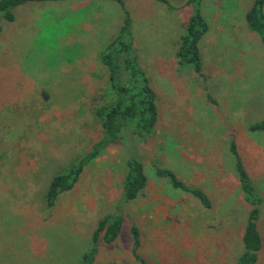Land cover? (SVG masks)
Listing matches in <instances>:
<instances>
[{"label": "rangeland", "instance_id": "374dc122", "mask_svg": "<svg viewBox=\"0 0 264 264\" xmlns=\"http://www.w3.org/2000/svg\"><path fill=\"white\" fill-rule=\"evenodd\" d=\"M124 2L141 64L157 94L155 135L149 142L128 140L111 148L87 165L76 185L51 208L45 200L51 177L76 163L101 134V121L93 112L103 103L107 74L100 52L113 32L108 28L116 21L115 33L123 13L117 3L36 1L20 6L13 22L1 19L0 264H76L90 247L100 215L130 204L111 194L120 187L123 163L132 152L146 163L149 176L155 178L158 166L168 168L179 171L192 187L199 182L191 180L227 169L223 189L232 185V192L220 197L206 216L221 213L224 218L227 213L228 229L242 226L249 204L238 184L231 140L262 198L258 225L263 246L255 264H264V129L249 128L264 120V43L245 20L253 0L198 4L212 24L200 41L203 77L182 69L176 56L192 4L170 0V9L160 0ZM97 12L105 15L93 17ZM89 56L95 59L77 62ZM209 184L204 180L201 185ZM169 186L181 192L171 182ZM206 195L214 203L220 196ZM179 223L176 229L183 228V221ZM128 232L125 224L123 242ZM230 240L238 241L239 252L242 238L231 234ZM178 253L172 264H204L201 258L182 260L180 248ZM152 255L155 263L162 259L160 251ZM103 257L97 264L108 263Z\"/></svg>", "mask_w": 264, "mask_h": 264}, {"label": "trees", "instance_id": "16d2710c", "mask_svg": "<svg viewBox=\"0 0 264 264\" xmlns=\"http://www.w3.org/2000/svg\"><path fill=\"white\" fill-rule=\"evenodd\" d=\"M36 1L59 0H0V32L4 22L1 19L13 22L20 15V6ZM112 1L119 5L124 17L120 27L100 53V60L107 74L103 88L105 89L103 103L96 104L93 112L101 121V134L76 163L64 172L51 177L45 192L46 204L50 208L55 205L61 193L71 190L76 185L87 165L108 153L111 148H118L128 140L140 144L149 142L157 129V94L138 55L132 32L130 10L124 0ZM160 1L166 3L170 9H174L170 0ZM200 2L201 0H187V4H192L194 11L186 20L184 33L181 34L177 45L176 56L182 69L203 77L205 73L200 41L207 33L209 34L212 24L200 12L198 7ZM52 8L55 11L54 14L58 16L60 13L58 7ZM41 20L43 21L44 18ZM245 20L249 28L259 35L264 43V0H253L245 12ZM249 128L264 129V120L250 124ZM229 147L235 159L236 172L244 200L249 204L248 217L242 235L243 249L236 264H255L263 246V238L258 225L262 198L243 164L235 140H231ZM1 161L2 153L0 152V164ZM156 171L158 175L168 178L174 187L190 192L205 206H211L210 198L201 188L189 186L174 170L158 166ZM121 173L118 193L125 201L134 200L147 185V173L141 156L136 152L130 153L123 163ZM123 223L124 215L122 209L119 208L100 216L93 223L90 247L82 254L77 264H92L100 244L114 241L119 236ZM131 231L134 239L133 253L142 264H148L138 254L140 230L133 225Z\"/></svg>", "mask_w": 264, "mask_h": 264}, {"label": "crops", "instance_id": "0c3cea01", "mask_svg": "<svg viewBox=\"0 0 264 264\" xmlns=\"http://www.w3.org/2000/svg\"><path fill=\"white\" fill-rule=\"evenodd\" d=\"M68 1H75L77 5H80L81 2H85V5L94 2L96 4L101 3L102 5H114L112 0ZM113 9H116V6ZM102 15L105 14L97 12L96 16L94 15L93 17L98 18ZM122 20L120 25L122 24ZM115 22L111 28H108V33L110 30H113L111 34L109 33L110 38L114 35ZM70 40H72V37H70ZM91 57L92 60L95 59L93 56L82 57L81 59H77V62L91 60ZM144 164L146 170V163L144 162ZM203 173L205 174V172ZM154 175L155 178L147 174V185L143 192L137 198L130 201V204L126 202L127 207L122 209L124 215L123 226L126 224L129 228L128 233H130L127 235V240L122 241V234L120 232L119 236L111 243L102 242L95 255L93 264H97L98 261L104 258L103 256H107L108 263L106 264H142L133 253L134 239L131 231L133 225H136L140 230L138 254L148 264H172L176 256L179 255V248L182 250V260L189 263L201 258L204 260V264H236L243 249V242L239 240L241 243L240 251L237 252L238 241L230 240V237L231 234H234L235 237L238 235L239 239L242 238L247 218L242 226L237 227L235 225L228 229L225 223L228 222L227 213L224 214V218H221V213H218V218L216 213H213L210 217L206 216V212H211V209L220 203V197L226 199L230 196L228 193L232 192L230 190L232 185H226V189H223V182L227 183V169L224 168V172L221 173H210L208 177L202 175L200 178L197 177L199 178L198 180L194 179L190 181L192 184L199 182L195 183L194 187L201 188L206 194L215 193V196L216 194H220L215 203L211 199L212 196H208L212 203L210 207L205 206L199 198L190 192L182 189L181 192H173L169 186L170 182L168 178L158 175L156 170ZM178 176L182 177L179 171ZM204 180L210 182L209 186L201 185ZM238 184L240 186L239 179ZM118 192L119 187L111 195L120 197ZM131 202L134 203L131 204ZM135 206L139 208L136 209ZM181 221L184 223L183 228L176 229L175 226L179 225ZM216 232L222 234L223 240H217L218 234ZM179 237L180 239H178ZM176 249L177 251H175ZM154 251H160V255L162 256V259L158 258L157 263L152 259ZM27 255L30 258L33 257L32 253Z\"/></svg>", "mask_w": 264, "mask_h": 264}]
</instances>
